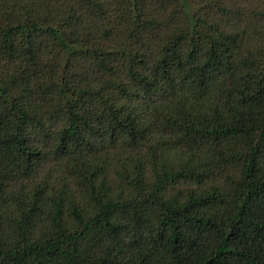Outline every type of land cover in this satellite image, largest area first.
Wrapping results in <instances>:
<instances>
[{
	"label": "trees",
	"instance_id": "1",
	"mask_svg": "<svg viewBox=\"0 0 264 264\" xmlns=\"http://www.w3.org/2000/svg\"><path fill=\"white\" fill-rule=\"evenodd\" d=\"M0 264H264V0H0Z\"/></svg>",
	"mask_w": 264,
	"mask_h": 264
}]
</instances>
